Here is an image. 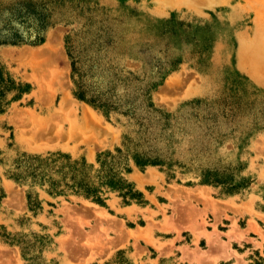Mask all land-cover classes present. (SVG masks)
Segmentation results:
<instances>
[{
  "label": "rangeland",
  "instance_id": "rangeland-1",
  "mask_svg": "<svg viewBox=\"0 0 264 264\" xmlns=\"http://www.w3.org/2000/svg\"><path fill=\"white\" fill-rule=\"evenodd\" d=\"M25 1L55 24L39 46H0L7 71L31 87L0 114V264H264V70L239 54L264 22V0H0V23ZM67 36L82 58L97 54L96 78L131 71L132 93L149 90L170 115L161 146L186 167L132 164L126 177L143 203L107 192L100 205L7 177L24 153H63L96 170L131 129L74 96ZM209 168L230 184L203 183Z\"/></svg>",
  "mask_w": 264,
  "mask_h": 264
},
{
  "label": "trees",
  "instance_id": "trees-1",
  "mask_svg": "<svg viewBox=\"0 0 264 264\" xmlns=\"http://www.w3.org/2000/svg\"><path fill=\"white\" fill-rule=\"evenodd\" d=\"M8 11L7 18L0 23V46H39L44 42L47 28L55 24L51 22L50 12L38 2H21ZM66 43L73 72L74 96L107 117L113 113L125 116L131 129L123 136L120 147L98 155L100 166L96 170L85 161L81 163L63 153H52L46 157L24 153L14 161L15 167L8 171L7 177L21 185L28 179L42 185L49 183L50 194H73L100 205H105L104 195L107 192L117 193L127 205L143 203L142 193L126 177L132 171V164L141 170L149 166H168L170 169L174 165L186 167L183 162L172 161L174 151L170 146H161L163 139L168 141L172 138L168 134L172 127L170 115H165L154 107L149 90L135 88L138 95L132 93L133 82H140V78L133 72L128 71L126 75L124 69L110 67L117 82L100 80L92 73L97 63V54L89 56L87 52L86 58H82L70 36H67ZM100 51L98 49L97 53ZM30 89L28 84L16 81L0 60V114L6 113L12 103L20 101ZM203 120H207L206 117ZM155 124L158 126L157 130L154 129ZM224 174L226 171L209 168L202 169L200 176L205 184H230ZM238 188L239 185L231 184L229 191ZM27 197L31 211L40 208L37 199H33L31 194H27ZM3 198V189L0 187V202Z\"/></svg>",
  "mask_w": 264,
  "mask_h": 264
},
{
  "label": "bare ground",
  "instance_id": "bare-ground-1",
  "mask_svg": "<svg viewBox=\"0 0 264 264\" xmlns=\"http://www.w3.org/2000/svg\"><path fill=\"white\" fill-rule=\"evenodd\" d=\"M201 1H203V0H201ZM205 1L206 2L208 1V3L210 2L211 4H213V2H215V1L220 2L221 0H219V1H217V0H205ZM195 2L198 3L199 1L197 0ZM208 6H209V4H208ZM259 23L260 22H258V24ZM263 24H264V22L263 23L261 22L259 24V28L257 26L258 29H256V39L254 40V42H252L251 44H249L247 46H246V44H244L245 45L244 47H242L243 43H240L241 51H242V48H244L243 52L239 53V54H241L242 60L243 59L247 60V62H249L250 64L253 63V65L252 64L251 65L255 68L254 70H256V72L264 70V25ZM242 60L241 61L239 60V62H241L240 63L241 65L244 64V62H245V61L242 62Z\"/></svg>",
  "mask_w": 264,
  "mask_h": 264
}]
</instances>
